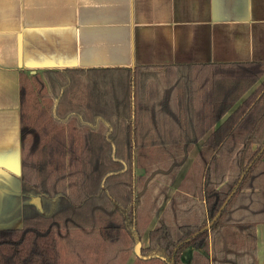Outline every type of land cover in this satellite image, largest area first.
<instances>
[{"label": "trees", "instance_id": "16d2710c", "mask_svg": "<svg viewBox=\"0 0 264 264\" xmlns=\"http://www.w3.org/2000/svg\"><path fill=\"white\" fill-rule=\"evenodd\" d=\"M19 82L23 225L0 229V264L131 252L133 264H258L264 62L22 70ZM144 158L157 165L147 178Z\"/></svg>", "mask_w": 264, "mask_h": 264}, {"label": "crops", "instance_id": "0c3cea01", "mask_svg": "<svg viewBox=\"0 0 264 264\" xmlns=\"http://www.w3.org/2000/svg\"><path fill=\"white\" fill-rule=\"evenodd\" d=\"M239 62H264V0H0V228L23 225L22 70Z\"/></svg>", "mask_w": 264, "mask_h": 264}, {"label": "rangeland", "instance_id": "374dc122", "mask_svg": "<svg viewBox=\"0 0 264 264\" xmlns=\"http://www.w3.org/2000/svg\"><path fill=\"white\" fill-rule=\"evenodd\" d=\"M200 150H191L190 151V154L187 156V159L185 161V166L183 167V169L181 170V172L179 173L178 175V179H177V182L175 184V187H173V189L170 191L169 195H168V199L165 200V202L163 203L164 205L162 206V208H160V210L158 211V215H156V217L152 218L149 226H148V230L146 231L147 233L144 235L143 239H142V242H141V248L142 247H146L147 244H148V233L151 229H153L156 225H157V222H158V219L161 215V212H162V209L163 207H165V205L169 202V200L174 196V194L176 193V186L177 184L180 183L182 177H184L185 174H189V171L190 169L193 167V161L195 159V156H196V153L199 152ZM174 152V151H173ZM173 152H170L171 154H173ZM156 156L157 153H150V156L153 157V156ZM153 159L154 158H144L142 161H141V164H142V167L143 168H140L139 170V175L142 176V174L144 175L146 170H147V173L145 174V178H147L155 169V167H157V165H154V164H151V162H153ZM145 170V171H144ZM11 200L13 202L12 204V209L8 211H11L13 212L14 214L18 213L19 212V208H21V203L23 202L22 199H21V195L20 194H11ZM22 202H21V201ZM19 201V202H18ZM18 202V203H16ZM15 210V211H14ZM6 213V212H5ZM12 214V213H10ZM21 215V213H19ZM2 229V228H0ZM191 254H192V250H189V251H186L184 253V257L185 259H189L191 257ZM136 252H131L130 255L128 256L126 262L124 264H133L135 259H136Z\"/></svg>", "mask_w": 264, "mask_h": 264}, {"label": "water", "instance_id": "95a60500", "mask_svg": "<svg viewBox=\"0 0 264 264\" xmlns=\"http://www.w3.org/2000/svg\"><path fill=\"white\" fill-rule=\"evenodd\" d=\"M32 74H36V72H32ZM31 203L37 205V207L40 209L42 208V201L40 200V198L32 199Z\"/></svg>", "mask_w": 264, "mask_h": 264}]
</instances>
